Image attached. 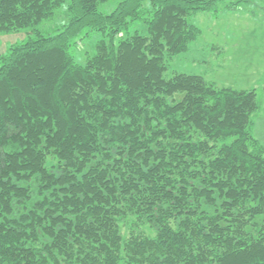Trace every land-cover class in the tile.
<instances>
[{
	"label": "trees",
	"instance_id": "obj_1",
	"mask_svg": "<svg viewBox=\"0 0 264 264\" xmlns=\"http://www.w3.org/2000/svg\"><path fill=\"white\" fill-rule=\"evenodd\" d=\"M105 1L0 0V264H264L257 89L167 76L191 15L264 0Z\"/></svg>",
	"mask_w": 264,
	"mask_h": 264
},
{
	"label": "rangeland",
	"instance_id": "obj_2",
	"mask_svg": "<svg viewBox=\"0 0 264 264\" xmlns=\"http://www.w3.org/2000/svg\"><path fill=\"white\" fill-rule=\"evenodd\" d=\"M119 1L121 0L102 2L100 10L109 13ZM252 5L250 8H253ZM65 10V7L60 8L54 18L43 21L38 28L54 31L66 22ZM189 21L200 26L202 32L190 44L188 51L168 59L167 76L175 71H184L203 74L220 85L255 87L260 107L254 115L253 132L264 144V9L256 15L246 8L223 10L219 15L200 12L191 15ZM134 29L147 32L146 25L139 22L131 27L130 32ZM31 30L22 28L1 33L0 53L6 51L10 44L27 39ZM101 37L99 31H90L89 35L72 47L76 58L83 62L86 52L89 49L94 51Z\"/></svg>",
	"mask_w": 264,
	"mask_h": 264
}]
</instances>
